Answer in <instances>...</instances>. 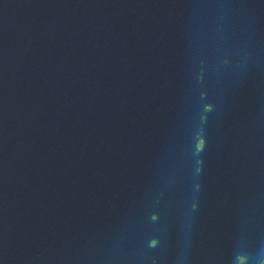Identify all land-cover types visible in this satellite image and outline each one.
I'll use <instances>...</instances> for the list:
<instances>
[{
	"label": "water",
	"instance_id": "95a60500",
	"mask_svg": "<svg viewBox=\"0 0 264 264\" xmlns=\"http://www.w3.org/2000/svg\"><path fill=\"white\" fill-rule=\"evenodd\" d=\"M0 264H264V0H0Z\"/></svg>",
	"mask_w": 264,
	"mask_h": 264
}]
</instances>
